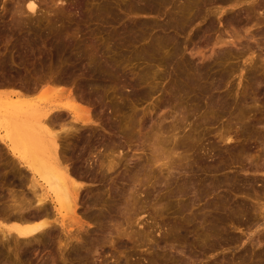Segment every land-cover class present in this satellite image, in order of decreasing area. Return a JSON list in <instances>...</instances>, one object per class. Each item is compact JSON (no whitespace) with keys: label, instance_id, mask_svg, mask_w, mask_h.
<instances>
[{"label":"rangeland","instance_id":"1","mask_svg":"<svg viewBox=\"0 0 264 264\" xmlns=\"http://www.w3.org/2000/svg\"><path fill=\"white\" fill-rule=\"evenodd\" d=\"M35 1L34 15L26 8L21 15L18 5L23 0H0V62L18 57L14 61L18 65L11 63L14 70L4 66L8 70L4 72L0 63V71L15 86L19 83L20 90L26 81L48 77L49 70V76L62 75L68 84L60 88L68 92L49 93L41 87L32 98L43 104L51 99L66 102L67 94L75 93L74 103L96 115V122L84 127L96 134L87 133L89 139L121 145L107 154L119 165L105 179L91 180L90 175L80 179L85 185L84 200L103 197L105 201L95 207L80 203L78 216L85 229L79 239L70 240L62 252L58 239L51 236L47 242L21 244L17 255L8 253L6 246L0 264H14L15 260V264H237L252 250L264 257V218L258 213L260 206L251 205L259 199L264 210V0L243 1L237 7L216 2L204 12L211 9L217 14L209 11L206 19L194 17L195 22L190 20L178 32L175 28L163 31V25H158L172 14L170 6L143 13L139 7L145 0ZM228 14L248 18L228 23ZM9 28L16 32L14 36ZM29 35L35 42L26 40ZM58 41L66 49L59 48ZM91 59L108 63L111 72L90 75L85 68ZM195 66L208 72L201 81L207 84V93L199 90L200 81L189 86L178 75L180 71L197 78ZM2 73L0 79L4 76L6 81L1 79L0 92L9 93L14 82L8 83L10 78ZM184 85L189 87L182 89ZM44 91L49 95H43ZM212 100L217 101L213 104ZM0 132L5 134L1 126ZM228 134L235 135V141L226 142ZM78 141L79 134L67 146L71 157L65 155L66 164L73 166V152L80 155L78 163L84 169L96 159ZM4 146L0 143V194L9 196L13 185L7 184V177L16 162ZM164 162L170 167H162ZM28 187L23 190L30 194ZM240 201L250 206L246 213L251 219L248 215L228 218L229 213L234 217L231 212ZM89 213L100 214V220L89 221ZM223 215H227L223 223L217 222ZM57 228L55 232L61 233L60 225ZM72 228L77 234L76 226Z\"/></svg>","mask_w":264,"mask_h":264},{"label":"bare ground","instance_id":"2","mask_svg":"<svg viewBox=\"0 0 264 264\" xmlns=\"http://www.w3.org/2000/svg\"><path fill=\"white\" fill-rule=\"evenodd\" d=\"M243 1L248 2V0H145V5L140 6V7L138 6V7H139V11H142L143 13H145V12L151 13V12H154L155 10H157L158 6L159 7H161L162 5L163 6H170L172 11L170 10V8H169V10L172 12V14L171 13L169 14V16H168L169 18L165 23L158 24V25L159 26L161 25L160 27H162V25H163V28H162L163 31H165L164 29L168 30L170 28H173V29L175 28L177 31L180 26L183 28V26L185 27V24H186V26H187V24L189 25L190 20L194 21L195 19H192L194 17H197L196 20L198 18H201V17H203L204 19H206L207 17H210L211 14L209 11H212V10L210 9L208 11V13L206 12V14H205L204 11H207V10H205L204 8H207V7L212 6L214 4H218L216 2H219L221 4L229 3V4H232L234 7H237L239 5V3L243 2ZM18 6H19V9H18L19 12L22 13L21 15H23V13H25L24 12L25 8L29 12L33 13V15L37 11V3L35 0H23V3H21ZM102 9H103V6H102ZM217 9H218V11H221L222 8L217 7ZM216 11H214V12L216 13ZM224 11H226V10H224ZM201 12H203L204 14ZM214 12L212 11L211 13L215 14ZM20 13H18V14H20ZM231 15L232 16H229V14H228V16H226V18H227L226 22H228V23L229 22H231V23L242 22L248 18V17L247 18H240V16L242 17V14L241 15L238 14L239 16L238 15L236 16V14H234V16H233V14H231ZM209 23L211 25H213L212 22H209ZM210 24H209V26H210ZM188 27H186L185 29H187ZM212 27H214V25ZM210 28H211V26H210ZM9 29H10L9 32H11V35L14 36L13 32H15V31L11 28H9ZM29 30H31V29H29ZM179 30H180V28H179ZM182 30H184V28ZM1 32H2V34H4L3 32H6V31L3 30ZM31 32H32V30H31ZM28 33L27 34L25 33L26 37L28 36ZM35 33L33 35L36 37ZM32 34H31V36H32ZM5 35H3V36H5ZM11 35H9V36H11ZM38 35H39V38L42 39L41 35L40 34H38ZM31 36L29 38H27L26 40L32 41ZM22 38H25V36ZM171 38H173V37H171ZM16 40H18V39H16ZM22 40H24V39H22ZM13 42H14V40H13ZM33 42H35V41L33 40L32 43ZM22 43H24V42L20 43V41H19V44H22ZM17 44H18V42H17ZM27 44H25V45L27 46ZM57 45L59 46V48H62L64 46L62 41H58ZM20 46H22V45H20ZM58 46H57V48H58ZM18 47L19 46L17 45V49H20ZM62 49H66V48H62ZM17 51H19V50H17ZM58 51H60V50H58ZM65 51H67V50H65ZM62 52H63V50H62ZM31 53H32V51H31ZM12 54L14 55V53H12ZM65 54H67V53L65 52ZM18 55L20 56L22 54L20 53ZM82 55L84 56L83 53H82ZM12 56H11V58H13ZM36 56H35V58H36ZM9 57H10V55L7 58H9ZM15 57H16V54H15ZM20 57H22V56H20ZM25 57H26V55H25ZM5 58L6 57L4 56L3 59H5ZM17 58H16V60L15 59H13V60H11V59L2 60L5 62L2 63V61H1L0 63L2 64L3 67L7 66V68L9 69L12 67L11 63L12 64L16 63V65H18L17 62H14V61H17ZM27 59H28V57H27ZM25 60H26V58H25ZM39 61H40V59H39ZM25 62L26 61H24V63ZM94 62H96V60L91 59L90 63H89L90 64L89 67L85 68V69H87V72L90 75L99 74V73H103V72H107V73L111 72V68H110V65L108 63L101 62V61H99L97 63H94ZM37 63L38 62L36 61V64ZM187 63L185 65L186 67H187ZM189 63H190V65L191 64L193 65L192 62H189ZM32 64H34V63H32ZM32 64H31V66L33 67ZM43 64H44V62H43ZM40 65H41V63H40ZM179 66H180V64H179ZM27 67H28V65H27ZM36 67L34 66L33 69H37ZM42 67H43V65L41 66V68ZM22 68H24V66ZM188 68H191V67H188ZM4 69H5L4 72L8 71V70H6L5 67H4ZM39 69H40V67H39ZM53 69H55V68H53ZM53 69H52V71H53ZM12 70H14L13 67H12ZM18 70H20V69H18ZM24 70H26V68ZM190 70L191 69H189V71ZM27 71H29V70H27ZM49 71L47 73L48 77H46V74H45V77L41 81H39V79H38L39 77L36 73L35 74L37 75L38 78L37 79L35 78V80H36L35 82H33L34 80L31 81L28 79L29 82L26 81L25 82L26 84L24 83L25 84L24 85L20 81L21 85L23 84V86L19 87V88H22L21 90L18 89V87H17V85H20L19 83H16V86H15V81L9 82V80H11L12 78H10L9 75L3 74L2 71H0L2 73V75L8 76L10 78L7 80V82L8 83L14 82V86H15L13 88L11 87L13 89V91H11L9 93L0 92V126H1V128H3L5 130V134H2V132H0V143H2L3 146L5 144L6 146L9 147L10 152L15 157V162L17 164V165L15 164L13 166L11 165L12 171L10 173V176L7 177V178H9L7 184L11 183V185H13L12 189H10L9 196H8V194H6L7 197H6V195H3L5 193L0 194V258L5 256L6 246L9 247V249H7L8 253H9V251H10V253L15 252L14 255H17L18 253H20L18 251L23 248L22 246H24L25 243L28 244L29 241H33V240L39 242L41 239H42L41 241L47 242L49 240L48 238L51 236V237H56L58 239V242L60 244V246H59L60 252H62V250L65 247L69 246L68 244L71 243L70 240L79 239V236H81L79 234L82 231H84L83 229H85V226H84L85 223L82 222L78 216V206L80 205V203L83 205L85 204L87 206L95 207L98 205H102L105 201L103 197H97V198H94L91 200H84L82 198V195H83V191H84L83 189H84L85 185L83 186L81 184V182H79L80 179L83 180L86 176H89V175L91 177V180H95V181L98 180L99 181V178H98L99 176H100V178L105 179L109 174H111L110 172L115 171L116 167L119 165V163L117 161H115L117 159L110 158V157L108 158L107 154L114 152V150L116 148H121V145H119V142H117V141L113 142V144H111V143L107 144V143H105L106 142L104 140L105 138L102 139L105 142L102 141L100 143L98 141H97L98 143L94 142V141L92 142L91 139H89L91 133L95 134V132H92L90 130L89 131L91 133L86 132V130H84V127L93 123V122H96L95 121L96 115H94L93 113H92L93 114L92 115L89 108L87 109L85 107H82V106L74 103L73 100H77V98L74 99V97H73V95L75 93L74 94H67L69 101H66V102H61V101H58L57 99H53V100L51 99L50 102L43 104L42 102L38 103L37 100L32 98V94L41 87L42 88L44 87V88H46L45 90H47L48 92L49 91L51 93L54 92L55 94L56 93L63 94V93H65L66 90L68 92L69 89H66L65 91H63V88L66 87L65 85L68 84V82L67 83L64 82L65 78L63 77L64 78L63 79L61 77L62 75L60 76L61 78L57 77V76L55 77V75L49 76L51 74V73L49 74ZM193 71L197 75V78H194V77L189 78V76H187L188 73L184 74V72H180V71L178 72V75L182 76L183 78H185L187 80V82H188V83H186L187 85H189V84L195 85V84H198V82L200 81L199 82L200 85H198V87L200 88L199 90H201L202 93H205L206 90H208L207 89L208 86H206L207 84L204 86V84L201 81H203L206 78V76H208V75H206V73H208V72H205V69L199 68V66L198 67L195 66ZM53 72L56 73L57 71H53ZM186 72H188V71H186ZM9 74L15 75V74H11V73H9ZM19 74H21V73H19ZM26 74H27V72H26ZM42 75H40V76H42ZM72 75L70 74L68 76L71 77ZM35 76H33V77H35ZM3 77L1 79H3ZM8 77H6V79ZM13 77H16V76H13ZM1 79H0V81H1ZM16 79L13 78V80H16ZM19 79H20V77H19ZM73 79H75V78H73ZM23 80H25V78H23ZM219 80H222V78ZM4 81H6L5 77H4ZM66 81H67V79H66ZM7 82H6V84H7ZM16 82H17V80H16ZM0 84L2 85L3 81H1ZM185 85H184V87H181V88L187 89L190 86L189 85L187 87ZM10 86H13V85H10ZM61 86L63 88H60ZM16 87H17V89H16ZM46 92L44 94L43 93L42 94L43 95L47 94V96H48L49 94H48V92L47 93ZM81 92H80V95L82 94ZM90 92L92 93V91H90ZM75 97H77V96H75ZM81 97L83 99L85 98V96H81ZM86 97H87V95H86ZM86 99H89V98H86ZM86 99H84L85 102H86ZM87 101L91 102L90 99ZM218 101H221V100L218 99ZM212 103H213V100H212ZM65 114H67V116H65V117H70V119L68 118L69 120L67 118L64 119ZM69 114H70V116H69ZM78 124H79V126L82 124L83 127H80L81 128L80 129L78 126H76ZM92 128H94V127H92ZM87 129H89V127ZM93 130H95V129H93ZM87 133L90 135H88ZM77 134H79V141L78 142H79V144L82 145V148H89V150H87V151L89 152V154H92L96 159V160H94L95 163L94 162L91 163L88 167H86L84 169L81 168L79 166V163H78L80 155H77L76 153L73 154V152H71L72 155H74L73 159H75L74 160L75 162H72L73 166L69 167L66 164V162H67L66 158L71 155V154L69 155L70 148L68 149L67 146L70 144L71 139H73ZM98 135L100 137L99 133H98ZM232 136L233 135L228 134L227 137H225L226 142L232 143L235 135H234V137H232ZM92 138H94V137H92ZM100 138H102V136ZM94 140H95V138H94ZM155 141H157V140H155ZM99 147H101L100 150H99ZM163 147H165V146H163ZM1 150H2V147H1ZM159 154H162V153L160 152ZM65 155H68V156L66 157ZM85 155H86V153H85ZM111 157H112V155H111ZM161 157H163V159H164V156H161ZM165 157H166V155H165ZM160 158L156 161H159ZM84 159H85L84 161L88 160V158H85V157H84ZM2 160H4V159H2ZM165 161H167V159ZM175 162H177V161H175ZM170 163H172V161ZM168 164H169V161H168ZM163 165L168 166L166 162L161 164L162 167H163ZM257 165H259V164L257 163ZM168 167H170V166H168ZM177 167H179V166L177 165ZM255 167H257V166H255ZM8 168H10V167H8ZM168 170H169V168H168ZM24 171L27 174L24 173ZM86 172H88V173H86ZM28 175H29V178H28ZM7 178H6V180H7ZM102 179H100V180H102ZM101 182H103V181H101ZM214 185L218 186V182H216ZM15 186L20 188V190L18 188H16V189H18L20 192L22 191L24 193L26 192L23 190L24 187L27 188V186H29L28 192L29 191H31V192H30V194L25 193L26 195L24 193H22V195H18V194H20V192L14 188ZM16 192L17 193L19 192V193L16 194ZM181 195H183V194H181ZM258 200L259 199L255 200V202H253L254 204H251V205H253L254 207L260 206L259 208L261 211H258V213L260 212L259 213L260 216L264 218V210H262L263 209L262 204L259 202L260 200L259 201ZM51 205L53 207L50 208ZM220 205H224V203L223 204L220 203ZM215 208H217V207H215ZM249 208H250V206H248V204L245 201H240L238 206L231 212V214H233L234 217H229V216H231L229 213L228 218H235V217L236 218H240V217L244 218L243 216L248 215L246 213V211H249ZM222 210L226 212V210H228V209L226 207V208H223ZM219 214H221V213H219ZM86 216H87L89 221L100 220V214H97V213H89ZM225 217H227V215L222 217V220H221V218H218L219 221H217V222L223 223L222 221L225 219ZM248 217H249V219L252 218V216H250V215H248ZM245 220H247V218ZM137 224H139V223H137ZM59 225L61 227V233L55 232V229L56 230L59 229V228H57ZM73 225L76 226V228H74V231L76 230L77 234H74V232L72 231ZM212 225H213V223H212ZM213 226H212V228L215 229V227L218 226V224L216 225V222H215V225H213ZM62 231L65 232V234H63ZM214 233H216V231ZM214 233H213V235H214ZM219 234H221V233H219ZM81 238L82 237H80V239ZM80 242H84V239L81 240ZM13 244H14V246H13ZM21 244H22V246H21ZM12 246H13V248H12ZM76 249H78V248H76ZM12 250H14V251H12ZM16 250H17V252H16ZM74 250L75 249H73L72 251H74ZM252 251L249 253H246L247 255H244V258H242V260H240V263H237V264H264V262H262L264 260V257H262L263 259L261 258V256H263V255H258L255 253V251H253V252ZM22 252L23 251H21V253ZM12 256L10 258H12ZM80 256H81V254L78 252L77 257H80ZM77 257H76V259H77ZM80 259H81V257H80ZM15 261H14V264H15ZM12 263H13V260H12Z\"/></svg>","mask_w":264,"mask_h":264}]
</instances>
